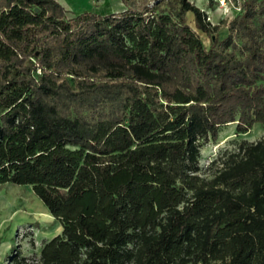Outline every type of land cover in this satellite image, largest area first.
<instances>
[{
  "label": "trees",
  "instance_id": "obj_1",
  "mask_svg": "<svg viewBox=\"0 0 264 264\" xmlns=\"http://www.w3.org/2000/svg\"><path fill=\"white\" fill-rule=\"evenodd\" d=\"M122 2L0 0V185L61 225L11 264H264V137L199 174L222 126L264 127V0L222 38L191 0Z\"/></svg>",
  "mask_w": 264,
  "mask_h": 264
},
{
  "label": "rangeland",
  "instance_id": "obj_2",
  "mask_svg": "<svg viewBox=\"0 0 264 264\" xmlns=\"http://www.w3.org/2000/svg\"><path fill=\"white\" fill-rule=\"evenodd\" d=\"M71 14L84 11L109 14L126 9L122 0H56ZM156 0H130L129 6L139 8L153 5ZM205 10L212 24H220V38L227 35L226 22L241 12L242 0H214L210 6L207 0H191ZM187 22L193 27V15L187 13ZM203 44L208 47L209 38L199 32ZM264 137V127L255 124L248 132L236 134L235 123L222 126L215 141L210 140L200 148L199 174L211 178L221 164L212 161L237 152L241 142H255ZM61 233L59 221L44 207L30 186L0 185V264H11L14 256L37 257L43 243Z\"/></svg>",
  "mask_w": 264,
  "mask_h": 264
},
{
  "label": "built area",
  "instance_id": "obj_3",
  "mask_svg": "<svg viewBox=\"0 0 264 264\" xmlns=\"http://www.w3.org/2000/svg\"><path fill=\"white\" fill-rule=\"evenodd\" d=\"M225 0L222 1V3L224 4ZM208 19V18H207Z\"/></svg>",
  "mask_w": 264,
  "mask_h": 264
},
{
  "label": "crops",
  "instance_id": "obj_4",
  "mask_svg": "<svg viewBox=\"0 0 264 264\" xmlns=\"http://www.w3.org/2000/svg\"><path fill=\"white\" fill-rule=\"evenodd\" d=\"M230 124V123H229Z\"/></svg>",
  "mask_w": 264,
  "mask_h": 264
}]
</instances>
